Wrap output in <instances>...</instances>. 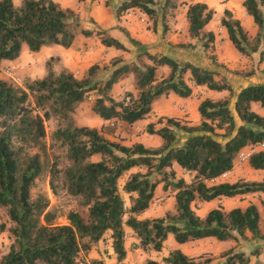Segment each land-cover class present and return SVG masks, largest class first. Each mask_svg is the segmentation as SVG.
<instances>
[{"label": "trees", "instance_id": "obj_1", "mask_svg": "<svg viewBox=\"0 0 264 264\" xmlns=\"http://www.w3.org/2000/svg\"><path fill=\"white\" fill-rule=\"evenodd\" d=\"M243 6L253 18L255 32L229 10L221 25L235 50L253 61L245 75L254 77L264 64V0H244ZM181 8H186L188 33L195 43L172 46L194 50L199 43L211 63L222 67L214 52L217 35L207 29L216 11L205 2L124 0L117 16L138 10L155 27L161 16L166 35L169 18ZM80 33L92 36L80 30L74 10L55 0H22L19 6L14 0H0V66L19 59L25 46L33 53L55 45L69 49ZM101 43L129 51L107 33L101 34ZM56 61L60 58L51 57L47 75L29 80L24 88L0 79V215L4 212L8 218L0 224V231L12 238L0 264H79L108 234L120 264L128 257L127 228L144 252H161L171 236L180 245L206 239L264 241L262 214L255 203L230 211L219 207L204 217L194 209L197 202L264 194V181L218 182L234 171L241 152L264 143V113L255 108L264 111V83H250L236 96L234 84L218 71L160 52H141L134 63L113 62L112 74L105 82L99 80L102 69L98 64L78 78L66 68L56 71ZM130 75L135 77L136 92L116 100L112 96L115 85ZM194 88L227 95L202 99L197 125L174 117L149 124L147 132L161 138L158 147L111 141L104 128L78 126L72 116L97 93L93 111L112 123L113 133L118 123L134 126L148 119L161 98L175 95L189 99ZM52 119L59 120L61 126L48 147L46 122ZM157 125L161 127L157 129ZM180 134L189 137L176 145ZM248 163L252 169L264 171V150L253 153ZM177 166L193 175L192 181L179 177ZM47 178L55 195L63 191L79 200L84 211L63 214L52 206L48 193H35L38 182ZM160 185L173 193L174 211L164 217L141 218L151 208ZM62 216L68 224L58 222ZM203 258L175 249L163 264L213 262ZM221 258L218 264L250 263L244 252L234 249ZM90 264L106 263L93 259Z\"/></svg>", "mask_w": 264, "mask_h": 264}, {"label": "rangeland", "instance_id": "obj_2", "mask_svg": "<svg viewBox=\"0 0 264 264\" xmlns=\"http://www.w3.org/2000/svg\"><path fill=\"white\" fill-rule=\"evenodd\" d=\"M17 6L22 4V0H14ZM63 7L74 10L80 19V30H86L92 33V36L87 37L79 34L76 42L71 47L73 50L68 59L71 66L75 68L73 72L78 78L83 77L87 70L95 65H100L102 72L99 76L101 82H105L112 74L113 65L115 61L122 60L125 63L136 62L137 55L141 52H157L158 48H163V45L175 50H187V56L195 61V64L204 67L210 63L208 55L201 49L198 51L188 49L174 48L175 44L195 43L189 36L188 24L186 21V8H181L174 16L169 18V30L166 35L163 33L161 16L159 17L157 26L155 27L145 14L133 11L132 15L128 13L117 16V10L124 0H55ZM162 2L158 9L161 12ZM218 20V19H217ZM133 25L134 31L131 30ZM247 26V25H246ZM248 27V26H247ZM212 28L221 36V23L214 22ZM251 29V27H248ZM136 36L133 32H137ZM107 33L112 37L118 39L120 42L127 44L129 51H119L115 48H108L101 43V34ZM115 35L117 37H115ZM174 36V38H172ZM225 39H219L216 42L214 52L218 57V61L222 67L214 66V70L218 71L221 77H226L234 84L236 96L245 88L248 82L264 81V70L260 71L255 77H247L245 74L253 68V61L238 53L232 45L225 43ZM197 46L200 48V44ZM50 47L40 53L31 52L27 46L23 48L19 59L15 60L10 66H0V79H4L19 87H25L29 80L43 79L47 71V63L51 56L58 55L60 51ZM62 48V47H60ZM56 71H61L64 66L56 61L53 64ZM264 68V64L260 67ZM11 71L19 78L20 83H16L8 75ZM167 71H164L166 73ZM252 79V81H251ZM134 75L123 77L120 82L114 87L112 96L116 100H123L128 92H136L134 87ZM97 93H92L93 99H89L79 105L73 116L75 123L78 126H89L98 129H105L106 137L111 141H119L124 145L131 146L135 143H142L149 147H158L161 144V138L158 135H150L147 132L149 124L157 123L162 117H174L184 121H189L192 125L200 123V116L198 113V105L200 101L206 97L221 98L227 93H215L206 88H194V93L189 99H179L178 97H167L158 102L154 107L152 115L134 126H125L118 123L116 129L112 133L110 128L111 122L103 121L94 111L93 105ZM257 111L262 112L258 106L255 107ZM61 126L57 119H52L46 122V130L48 133L47 144L48 147L53 145L52 136ZM161 126L157 125L159 129ZM187 139V136L180 134L176 145H180ZM220 141L225 142L223 138ZM57 150V149H56ZM179 177L185 178L187 181H192L193 175L177 170ZM240 179L251 181H264V171H257L249 166L248 161H237L233 172L224 176L222 182H237ZM48 193L52 206L57 207L61 213H67L71 210L84 211L80 205L79 200L72 198L63 191L55 195L50 187L49 178L38 182L35 193ZM160 201L157 207H152L141 216V218H159L164 217L168 212H173L175 209V199L171 191H163L160 196L156 198ZM128 201V200H127ZM250 203L258 205L262 221L261 227L264 231V194L249 195L246 197H237L234 199H221L212 203L197 202L194 204V209L200 216H206L211 210L222 207L225 211H230L237 207H247ZM8 218L5 213L0 215V224L6 222ZM60 224H68L65 216H62L59 221ZM126 241H128L129 254L125 262L120 264H151L156 262L163 264V259L168 256L169 252L175 250L173 243L169 240L164 244L161 252L150 251L144 252L137 248V241L134 236L127 234ZM12 244V238L8 232L0 231V261L6 253L9 252ZM96 250L101 259L106 264H119L115 260V255L112 248V239L108 234L98 245ZM94 247V248H95ZM234 249L239 252H244L249 258V264H264V241L262 240H242L219 242L216 239H206L192 242L180 247L185 254L190 257L204 256L202 260L212 259L211 264H218L222 258L221 255L225 252ZM93 260L89 255L84 257V261L79 264H90Z\"/></svg>", "mask_w": 264, "mask_h": 264}, {"label": "crops", "instance_id": "obj_3", "mask_svg": "<svg viewBox=\"0 0 264 264\" xmlns=\"http://www.w3.org/2000/svg\"><path fill=\"white\" fill-rule=\"evenodd\" d=\"M198 1L207 3L209 6H211L212 8H214L215 11H216L215 17H214L213 21L209 24V26L207 27V29L210 30V31H213V32L217 35V40L219 39V37H221V39H225V40H227V41H225V43H227L228 45H232V43H231L230 40H229V37H228V34H227L226 29H225L222 25H221V29H220L221 36H219V34L217 33V31H215V30L212 28V25H214V22H215V21H217V23H218V22L221 23V19H222V17L224 16V13H225L226 10H229L230 12H232L236 19H239V20L242 21V23L244 24V26L247 25L248 27H251V29H248V27L246 26V28H247L248 30H250L251 32H255L256 29H257V28L255 27V24H254L253 18L250 17V16L248 15V13H247L245 7L243 6V2H244V0H198ZM133 11H135V14H137V13L142 14V13H141L140 11H138V10H133ZM133 11H132V12H133ZM217 19H218V20H217ZM132 29H133V25H131V30H132ZM132 31H134V30H132ZM137 34H138V30H137V32H133V35H134V36H136ZM115 37H117V36L115 35ZM172 38H174V36H173ZM122 43H123V42H122ZM123 44H124L127 48H129V47L127 46V44H125V43H123ZM173 44H175V42H173ZM232 46H233V45H232ZM52 47H55V48H53V49H56V50L60 51V53H58V55L51 56V57H59V58H60V61H59V62L64 66V68L69 69V70L72 71V72H75V68H74L73 66H71V62H70V60L68 59L69 55H71L70 52H72L73 50H72L71 48H69V49H65V48H63V47L60 48L61 46H58V45L51 46V48H52ZM47 48L49 49L50 47H47ZM47 48H44L42 51H44V50L47 49ZM199 49L202 50L201 46H200V48L197 46V49H196V50L198 51ZM42 51H41V52H42ZM185 51H187V50H175V49H172V48H170V47H166V46H164V45H163V48H158V49H157V52L164 53V54H169V55H172V56H175V57H180V58H183V59H185V60H187V61H190V62L195 63V61H194L193 59H191V58H189V57L187 56V53H186ZM39 53H40V52H39ZM51 57H50V58H51ZM13 62H15V61H6V62H4L2 65H3V66H8V65L10 66L11 64H13ZM204 67H205V68H212V69L214 68V66L211 65L210 63H208V65H205ZM260 70L263 71L264 68H261ZM259 73H260V72H259ZM254 77H255V76H254ZM251 81H252V79H251ZM250 83H264V81L259 80V81L248 82V83L246 84V86H248ZM115 86H116V85H115ZM246 86H245V87H246ZM169 97L173 98V97H175V95H171V96H169ZM176 97H177V96H176ZM164 98H167V97H163V98H161L160 100H158V101L154 104V107L156 106V104H157L158 102L162 101ZM179 99H181V98H179ZM197 109H198V108H197ZM153 112H154V110H153ZM261 113H264V111H262ZM151 115H152V114H151ZM184 135H186L187 138L189 137V135H187V134H184ZM176 169L178 170V169H181V168L177 166ZM181 170L184 171L183 169H181ZM227 175H228V174H227ZM225 176H226V175H225ZM223 177H224V176H223ZM223 177H222V178H223ZM222 178H220V179L218 180V182H222V181H221ZM162 191H163V185H160V186L158 187L157 191H156V195H155V200H154V201L157 200L156 198H158V197L160 196V194H161ZM211 203H212V202H211ZM126 232H127V234L133 236V233H132V231H131L130 229L127 228V229H126ZM169 243H173V245L176 247L175 249H180V247L183 246V245L178 244V243L174 240V238H173L172 236L169 238ZM126 248H127L128 254H129L128 241H126ZM97 249H98L97 247L93 248L92 252H91L90 255H89L91 258H93V259H101V257L98 255V253H97V251H96Z\"/></svg>", "mask_w": 264, "mask_h": 264}, {"label": "built area", "instance_id": "obj_4", "mask_svg": "<svg viewBox=\"0 0 264 264\" xmlns=\"http://www.w3.org/2000/svg\"><path fill=\"white\" fill-rule=\"evenodd\" d=\"M132 14H133L132 11H130V12L128 13L129 16H131ZM8 75H9V76L13 79V81H15L16 83H18V84L20 83L21 80H20L19 78H17V77L14 75L13 72L9 71V72H8ZM92 99H93V96L91 95V96L89 97V100L91 101ZM259 150H264V143L261 144V145H258V146H252V147H249V148L245 149V150H244L243 152H241V154L239 155L238 161H248L249 158H250V156H251L253 153H255V152L259 151ZM159 203H160L159 200L154 201L153 204H152V207H157V206L159 205Z\"/></svg>", "mask_w": 264, "mask_h": 264}]
</instances>
